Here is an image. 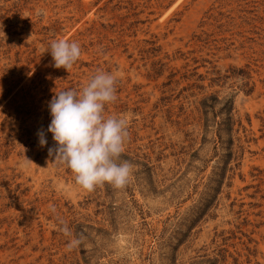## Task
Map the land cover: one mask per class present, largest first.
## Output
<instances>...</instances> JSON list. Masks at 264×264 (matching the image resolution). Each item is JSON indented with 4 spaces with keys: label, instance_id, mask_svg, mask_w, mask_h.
Returning a JSON list of instances; mask_svg holds the SVG:
<instances>
[{
    "label": "rangeland",
    "instance_id": "obj_1",
    "mask_svg": "<svg viewBox=\"0 0 264 264\" xmlns=\"http://www.w3.org/2000/svg\"><path fill=\"white\" fill-rule=\"evenodd\" d=\"M98 71L131 174L85 191L48 105ZM0 264H264V0H0Z\"/></svg>",
    "mask_w": 264,
    "mask_h": 264
},
{
    "label": "clouds",
    "instance_id": "obj_2",
    "mask_svg": "<svg viewBox=\"0 0 264 264\" xmlns=\"http://www.w3.org/2000/svg\"><path fill=\"white\" fill-rule=\"evenodd\" d=\"M53 66L68 71L79 60L81 47L77 42L54 40L48 51ZM116 100V78L105 71L96 72L79 90L56 92L49 102L53 145L48 147L52 161L65 166L75 183L85 191L109 184L122 188L131 174V165L118 162L128 136L122 117L106 115V106ZM41 147L48 144L45 131L37 133ZM62 231L69 234L65 226ZM81 243L72 239L69 250Z\"/></svg>",
    "mask_w": 264,
    "mask_h": 264
}]
</instances>
